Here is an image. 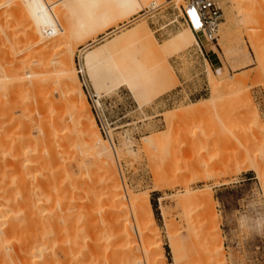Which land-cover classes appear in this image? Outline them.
Returning <instances> with one entry per match:
<instances>
[{
	"label": "rangeland",
	"instance_id": "rangeland-1",
	"mask_svg": "<svg viewBox=\"0 0 264 264\" xmlns=\"http://www.w3.org/2000/svg\"><path fill=\"white\" fill-rule=\"evenodd\" d=\"M43 1L45 8L49 6L42 12L39 8H43L40 7ZM48 1L0 0V207L2 211L5 209L0 212L5 217L3 221L0 217V229H7L0 230L3 235H0V264H12L14 260L17 264H28L33 254L37 264L42 257L38 252L35 254L32 246L37 247L43 240L40 243L44 245L46 241L43 248L46 264H92L90 247L98 239L102 242L99 241V246L112 242L107 248L124 251L122 247H130L124 245L128 240L119 239L115 243L112 238L117 230L120 234L128 227L134 231L136 221L127 204H122L123 208H129L126 214L117 198L119 208L112 202L119 188L123 195L129 192L137 200L140 218L146 221L149 220L148 200L157 232L149 226V233L142 235L145 242L142 246L145 244V252L152 247L147 257L154 258L157 264H264V1L217 0L222 19L217 40L208 51L212 65L204 61L196 44L179 52H164L159 48L152 56L131 49L143 73V84L135 94L121 86L110 66L122 63V67L132 68L134 63L130 59H112L107 63L104 61L107 57L101 56L98 61L103 60L106 68L99 67L94 81L85 66L86 52L80 54V51L108 31L99 29L88 34L87 27L81 39H77L80 29L73 26L77 21L69 18L66 9L69 5H63L64 0ZM169 2L161 1L160 9L133 23L140 14L121 23L117 21L118 25L110 31L127 23L124 31L136 25L146 26L157 43L163 45L177 33L189 29L181 22L166 26L180 15L179 8L185 7L183 0ZM88 3L91 1L86 2V11L93 6ZM40 12L44 13V19L46 12L52 14L47 15V20L54 17L57 23L50 36L53 40L56 38L52 42L57 45L54 51H49V55L54 53L51 58L67 55L68 51L62 50L64 45L73 49L72 62L87 98L88 112L106 140L113 165L103 163L95 154L97 159L93 158L89 148L91 138L78 134L74 117L71 115V120L68 117L71 107H63L66 103L63 97L61 100L58 77L55 79L57 71L52 70L57 59L50 66L48 51L41 44L40 35L46 25ZM72 21L73 25H69ZM65 23L77 30L76 36ZM107 43L94 44L87 51L105 49ZM46 65L51 70L46 71ZM78 69L83 72L81 75ZM36 71L39 77L31 78ZM48 71L54 74L49 72L52 73L49 75ZM35 80L40 84H35ZM88 91L100 98V107ZM58 101L62 104H57ZM198 102L205 105L201 107ZM88 112L84 114L86 117ZM181 112L185 114L182 116ZM85 116L82 122L88 129L91 124ZM109 197L112 204L108 202ZM31 204L35 206L31 207L32 212ZM26 210L28 213L24 214ZM111 211L122 217L110 225L106 235L99 219L104 212ZM26 215L33 216L27 219ZM26 219L36 223L27 224ZM211 223H217L216 230L211 228L215 225ZM97 227L104 229L105 235L98 234L100 238L97 234L94 236L101 231L95 232ZM8 230L13 231L8 235ZM151 230L157 233L156 237L148 235ZM217 239L221 249L215 245ZM6 244L10 245L9 251L4 249ZM21 250L26 253H23L25 257ZM141 251L142 258L145 252ZM65 252L68 258L63 256ZM100 255L98 260L102 263L104 254ZM143 259L141 262L145 264L148 259L146 256Z\"/></svg>",
	"mask_w": 264,
	"mask_h": 264
},
{
	"label": "bare ground",
	"instance_id": "bare-ground-1",
	"mask_svg": "<svg viewBox=\"0 0 264 264\" xmlns=\"http://www.w3.org/2000/svg\"><path fill=\"white\" fill-rule=\"evenodd\" d=\"M50 1V0H49ZM49 1H48V3H49ZM57 0H55L54 2H56ZM88 1H91V3H88V5L90 6V5H93L92 6V8L91 9H93V10H89V11H86L85 10V5H86V2H88ZM161 1H164V0H66V2H68L67 4H66V2H65V0H64V2H63V5H69V6H67L68 8H66L67 9V13H70L69 15H70V17L69 18H72V19H75L77 22H74V25H73V21H75V20H73L72 22H70L71 24H69V25H73L75 28H76V26L80 29V30H78L77 28V30L73 27V26H69L68 25V23H65L64 25L65 26H69V28L71 27V29H72V31H73V34L74 33H76V31H77V33H79V37H76L77 39L78 38H80L81 39V34H83L84 33V30L88 27V30H87V33L89 34V33H93V31L95 30H97V31H99V29H103L104 31H108L106 34H105V36H103L102 38H100L99 40H97V41H94V42H92L90 45H87L86 47H84L81 51H80V54H82V53H84V52H86V56H85V66H86V68H87V70H88V72H89V75H90V77L93 79V81L95 80V78H96V73H97V70L99 69V67H101L102 66V68H106V67H104V61L105 62H107V61H109V60H112V59H120L121 61H124V60H126V59H130L133 63H134V66L132 67V68H128V69H126L125 67H122V63H115V64H112V65H110L111 66V72L117 77V79H119L120 80V84H121V86H124V87H126L130 92H131V94H135V92H136V89H137V87H140L143 83L141 82V79L143 78V73L141 72V70H140V64L138 63V60L136 59V57H133L132 56V53H130V50L131 49H133V50H136V53L137 52H140V51H143L144 53H145V55H155V54H157L158 53V49L160 48V49H162V51H164V52H179V51H181V50H183L185 47H188V46H190V45H192V44H198L197 43V39H196V37H195V35H194V33L192 32V30L191 29H185V30H183V31H181V32H179V33H177L176 35H174L170 40H168V41H166L163 45H160V44H158L157 43V41L155 40V38H154V36H153V34L148 30V28L146 27V26H143V27H141V26H139V25H136V26H134V27H132L131 29H129L128 31H124V29L126 28V26L129 24V23H127V24H125V25H122V26H120V27H118V28H116L115 30H113V31H110L112 28H114L115 26H117L118 24H117V21H120V23L121 22H123V21H125V20H128L130 17H132L133 18V16H135V15H137V14H140L139 16H137L136 18H135V20L133 19V21H131L132 23L134 22V21H136V20H139L140 18H144V17H146V15H149V14H153L155 11H157L158 9H160L161 7H162V5H159V3L161 2ZM173 1H181V0H171L170 2H173ZM264 1V0H263ZM20 2V1H19ZM43 2H45V1H43ZM165 2H166V0H165ZM169 2V3H170ZM256 2V1H255ZM65 3V4H64ZM253 3H254V1H253ZM45 4H46V2L44 3V5L42 6H40V7H43L42 9L41 8H39L42 12H43V10L45 9H47V7L49 6V4H48V6H46V8H45ZM59 4V3H58ZM255 4V3H254ZM96 5V6H95ZM27 7H29V6H27ZM65 8V7H64ZM28 9V8H27ZM29 9H30V7H29ZM38 10V9H37ZM39 11V10H38ZM69 11V12H68ZM143 11H145L144 12V15L143 14H141V12H143ZM32 12V11H31ZM17 13V12H16ZM39 13V12H38ZM147 13V14H146ZM22 14V13H21ZM41 14V15H40ZM40 17L44 14V13H41L40 12ZM48 14H50V13H48V12H46V20L44 19V15L42 16V18H43V20L45 21V27H46V29L44 30V29H42L43 30V33L40 35V38L42 39V47H44V48H46L45 50H47L48 51V54L47 55H49L50 54V52H52V51H54L55 50V48H57L56 46L57 45H55L53 42L55 41V39L56 38H54V40L52 39V37L50 38V36L51 35H53V33L51 34V35H48L47 34V32L49 31V30H51V31H54V26L53 25H57V23L55 22V20H54V17H50V19H48V20H51V19H53V20H51L50 21V25L52 24V26H50L49 25V21L47 20V15ZM57 14V13H56ZM51 16H52V14H50ZM240 15V14H239ZM19 16V15H18ZM49 16V15H48ZM66 16H67V14H66ZM242 16V15H241ZM68 17H67V20H68ZM17 18V17H16ZM26 18V17H25ZM243 18H244V16H243ZM57 19V18H56ZM60 19V18H59ZM57 20L58 22H59V25L61 24L60 23V20ZM64 19V18H63ZM25 20V19H24ZM71 19H69V21H70ZM46 21H47V24H46ZM61 21H62V19H61ZM66 21V20H65ZM51 22H53V23H51ZM62 23H63V21H62ZM77 23V24H76ZM82 23L83 24H85V26H81L82 25ZM119 23V24H120ZM67 24V25H66ZM76 24V25H75ZM67 26V27H68ZM80 26V27H79ZM44 27V28H45ZM43 28V27H42ZM75 30H74V29ZM83 30V32H81L82 30ZM41 30V29H40ZM39 30V31H40ZM95 31H94V33H95ZM121 32L120 33V35H117V32ZM42 31H40V33H41ZM71 32V31H70ZM81 32V33H80ZM86 33V32H85ZM39 34V33H38ZM75 35V34H74ZM76 36V35H75ZM74 36V37H75ZM85 36V35H84ZM89 36V35H88ZM87 36V37H88ZM90 36H91V34H90ZM86 38V37H85ZM90 38V37H89ZM109 38H110V41H108L109 40ZM50 39H51V42H50ZM94 39V38H93ZM112 39V40H111ZM59 39H57V41H58ZM53 41V42H52ZM81 41V40H80ZM82 42V41H81ZM103 42H105V43H107L108 44V47H105V49L103 48V47H98V48H96L95 50H93V51H87V50H89L90 49V47L91 46H93L94 44L96 45L97 43H103ZM58 43V42H57ZM63 45V44H62ZM94 45V46H95ZM65 46L66 45H64L63 46V49L62 50H64V49H66V51H68V54L67 55H63L62 54V56H60V58H58L57 59V56L56 57H52L51 58V56L54 54H52V55H49L48 56V61H49V63L53 60L54 61V58L55 59H57V60H55V62L54 63H56L55 64V68H54V66L52 65L53 64V61L51 62V65L49 64V63H47V64H49L50 66H53L52 67V70H53V72L56 70L57 72H56V74H57V76H55V79H56V77H58V81H59V86L61 87V89H62V93H61V91L59 90V88H58V90L60 91V93L62 94V96H61V100H62V97L64 98V103H66V104H64L63 105V107L64 106H66V105H68V106H70L71 107V109L70 110H72L71 111V113H70V115L68 114V117H69V119L71 120V118H72V116L74 117V119H73V121L75 122V127L77 126V127H79V128H77L76 127V129H77V132H78V134L79 135H82L83 137H89V138H91V142H90V147L89 148H91L92 149V152H93V158L95 157L96 159H97V157L96 156H98V157H101V159L100 160H102V162L103 163H105V164H108L109 166L110 165H113V159H112V156H111V154H110V152H109V150H108V147H107V143H106V140L102 137V134L100 133V130H99V128H98V126L96 125V122H95V119H94V117H93V115L92 114H90L89 112H88V104H87V98H86V95L84 94V92L82 91V89H81V87H80V81H79V79H78V76H77V72H76V70H75V68H74V65H73V62H72V56H73V49L72 48H68V47H66L65 48ZM41 47V50L43 49L44 50V48H42ZM59 47V46H58ZM116 47V49H114ZM254 47V46H253ZM61 48V47H60ZM59 48V49H60ZM68 48V49H67ZM58 49V50H59ZM45 50H44V52H45ZM57 50V51H58ZM61 50V49H60ZM60 50H59V52H60ZM91 50V49H90ZM39 51V50H38ZM50 51V52H49ZM56 51V52H57ZM42 52V51H41ZM56 52H55V54H56ZM65 52V51H64ZM88 52V53H87ZM40 53V52H39ZM45 54V53H44ZM59 53H57L56 55H58ZM106 56L107 58H106V60H102V61H98L99 60V58L101 57V56ZM45 56V55H44ZM46 57V56H45ZM49 58H51V59H49ZM98 61V62H97ZM108 63V62H107ZM49 65H48V67H49ZM46 67H47V65H46ZM47 67V68H48ZM46 68V71L47 70H51V69H47ZM57 68V69H56ZM34 70L36 69V68H33ZM45 69V68H44ZM31 70H32V68H31ZM31 70H30V72L29 73H31ZM110 70V69H109ZM33 71V70H32ZM42 71V70H41ZM45 71V70H44ZM34 72V71H33ZM37 72L38 71H36V73H33V74H29L30 75V77L31 78H35V77H37L38 75H37ZM49 72H52V71H48V74H49ZM52 72V73H53ZM109 72V71H108ZM40 73V75L42 74V73H44V72H39ZM47 73V72H46ZM46 73H45V75H46ZM52 73H50V74H52ZM55 73V72H54ZM53 73V74H54ZM210 73V72H209ZM49 74V75H50ZM43 75V74H42ZM48 75V76H49ZM48 76H46V77H48ZM29 77V78H30ZM39 77V76H38ZM43 77H45V76H43ZM45 77V78H46ZM50 77V76H49ZM212 77V76H211ZM2 78H4V77H2ZM9 78V77H8ZM30 78V79H31ZM52 78H54V77H52ZM51 78V80H53ZM1 79V78H0ZM37 79V78H36ZM47 79V78H46ZM45 79V80H46ZM3 80V79H2ZM6 80V79H5ZM10 80V79H9ZM44 80V81H45ZM48 80V79H47ZM50 80V79H49ZM48 80V81H49ZM55 81V84H53V82H52V84L53 85H56V83L58 82V81ZM6 81H8V80H6ZM32 81V80H31ZM35 82V84L37 83V82H39V80H35L34 81ZM9 83V82H8ZM10 83H12V82H10ZM9 83V84H10ZM43 83V82H42ZM45 83V82H44ZM47 83V82H46ZM2 84V83H1ZM7 84V83H6ZM5 84V85H6ZM34 84V85H35ZM38 84V83H37ZM39 84H40V82H39ZM12 85V84H11ZM10 85V86H11ZM14 85V84H13ZM32 85V84H31ZM45 85V84H44ZM58 85V84H57ZM6 87H7V85H6ZM13 87V86H12ZM16 87H18V86H16ZM33 87V86H32ZM39 87V86H38ZM48 87V86H47ZM49 87H51V86H49ZM55 87H57V86H55ZM52 88V87H51ZM53 89H55V88H53ZM214 89V88H213ZM1 90V89H0ZM8 90V89H7ZM46 90V89H45ZM5 91H6V89H5ZM11 91V90H10ZM4 92V91H3ZM20 92V91H19ZM18 92V93H19ZM46 92H48V91H46ZM55 92V91H54ZM17 93V92H16ZM51 94V93H50ZM28 95V94H27ZM32 95V94H31ZM30 95V96H31ZM9 96V95H8ZM11 96V95H10ZM74 96H75V98H74ZM59 98V97H58ZM57 100V99H56ZM29 101V100H28ZM54 101V100H53ZM11 102V101H10ZM55 103H57V102H55ZM59 103H61V102H59L58 101V103L57 104H59ZM198 103H200V106H201V104H202V106L203 105H205V104H203V102H198ZM62 104V103H61ZM196 104V105H195ZM195 104H193L194 106H196L197 108L199 107L200 108V106H199V104H198V106H197V103H195ZM61 106V105H60ZM59 106V107H60ZM192 106V105H191ZM201 106V107H202ZM61 108V107H60ZM67 108V107H66ZM205 108V107H204ZM204 108H202L203 110H204ZM69 109V108H68ZM195 110H196V108H194ZM70 110H68V111H70ZM192 110V109H191ZM59 111V110H58ZM74 111V112H73ZM194 111V110H193ZM64 112V111H63ZM63 112H62V114H63ZM65 112H66V110H65ZM85 112H88V117H86L85 115H87ZM186 112V111H185ZM189 112V111H188ZM191 112V111H190ZM193 113V112H192ZM59 114V113H58ZM61 114V115H62ZM65 114V113H64ZM67 114V113H66ZM85 114V115H84ZM185 113L184 112H181V114L180 115H184ZM186 114H189V113H187L186 112ZM61 115L59 116L60 117V119L62 118L61 117ZM72 115V116H71ZM70 116H71V118H70ZM86 117V118H88V123H89V125L91 124V129L88 127V129H90L91 130V132L86 128V126L85 125H83V122H82V118L83 117ZM64 117V116H63ZM72 121V124L74 123ZM74 125V124H73ZM49 133V132H48ZM50 135V134H49ZM61 135V134H60ZM91 135H93L92 137H91ZM50 137V136H49ZM48 137V138H49ZM150 139H152V138H150ZM47 140V139H46ZM48 141V140H47ZM149 141V140H148ZM154 141V140H153ZM94 154L96 155V156H94ZM16 159V158H15ZM48 159H50V158H48ZM17 160V159H16ZM51 160V159H50ZM99 160V158H98V160L97 161H100ZM49 161V160H48ZM48 161H46V165H47V162ZM95 162H96V160H95ZM51 163V162H50ZM17 164V163H16ZM79 166V165H78ZM108 166V167H109ZM110 169V168H109ZM108 169V170H109ZM107 170V171H108ZM111 170V169H110ZM111 172H112V170H111ZM113 177V179H114V175L112 176ZM118 189V188H117ZM118 192H116V193H114V195L113 196H116L115 198H114V200L112 201L113 203L115 202V199L116 200H118V201H120V203L118 202V201H116L114 204L116 205L115 207H117V208H119V206H121L120 208L122 209L123 207H122V204H123V206H126V204L128 205V207H130L131 208V210H132V215H133V217L135 218V221H136V223H135V221H134V225H136V226H134L135 228H134V231L137 229V230H139V231H135V233L133 234L132 232H134V231H132V229L130 230L129 229V227H128V229H126L125 231H123V233H121L120 234V231H119V233L117 232V231H115V233L114 234H116V236L114 235L113 236V238H112V240L113 241H115V243H116V240H119V239H127L128 241H126V243L124 244V245H126V244H129L130 245V247H127L126 248V246H124V247H122V248H125L124 249V251L122 250H120V251H117V250H113V249H109V248H107V246L109 245V244H111V243H109L108 242V239L107 238H103V237H108V236H103V237H101V238H103V241H106L107 240V243L106 244H108L107 246H102V245H100L99 246V241H100V239H98V243H97V240H95V239H93V240H91V241H96V243H93L92 245H91V253L90 254H92L91 255V257L93 256V260H92V264H143L142 262V258H144L143 260H145V256H146V258L148 259H146L147 261H145V264H146V262L148 263V264H157L156 262V260L154 259V258H152L151 256H148L147 257V255L149 254V251L151 252V249L150 248H152V247H149V249H147L148 251V254H147V252H145L144 251V247L142 246V243H145L144 242V239L142 238V235H146V233L148 232V231H150V229H148L149 228V226H152L153 228H154V230H156L155 228H156V225H155V222H154V218H153V213H152V210H151V208H150V204H149V202H148V200L146 199V204H147V207H148V210H149V215H148V218L147 219H149V220H147V221H149V222H147L145 219V222H144V220H142L143 218H140L141 216H140V211H139V209H138V205H137V200H133V197H130V193L129 192H126L125 190V195H123V192L121 191V189L119 188V190H117ZM28 195V194H27ZM109 196V195H108ZM113 196H112V199H113ZM111 199V200H112ZM196 199V198H195ZM109 200H110V197H109ZM111 200L110 201H108L109 203H111L112 204V202H111ZM31 201V200H30ZM136 201V202H135ZM212 201V200H211ZM98 202V201H97ZM107 202V203H108ZM31 203V202H30ZM33 203H35V202H33ZM108 203V204H109ZM119 203V206H117V204ZM27 204H29V203H27ZM98 204V203H97ZM111 204H110V206H111ZM1 206H5V207H7L6 205H1ZM27 206H29V205H27ZM34 206V205H33ZM32 206V204L30 205V210H31V212H32V209H31V207H33ZM109 206V205H108ZM114 206V205H113ZM26 207V206H25ZM35 207V206H34ZM1 208V207H0ZM29 208V207H28ZM38 208V207H37ZM20 209H23V208H21L20 207ZM26 209V208H25ZM39 209V208H38ZM108 209V208H107ZM110 209H112L111 207H110ZM120 209V210H121ZM129 209V208H128ZM128 209H125V208H123V212H125L126 213V211L125 210H128ZM5 209L3 208V211H4ZM27 210H29V209H27ZM24 211L23 213L24 214H27L28 213V211ZM30 210H29V213H30ZM34 210V209H33ZM37 210V209H36ZM109 210V209H108ZM113 210V209H112ZM115 210V209H114ZM3 211H2V208H1V211L0 212H2L3 213ZM35 211V210H34ZM104 211V210H103ZM6 212V211H5ZM20 212V211H19ZM27 212V213H26ZM37 212H39V211H37ZM88 212V211H87ZM131 212V211H130ZM22 213V212H21ZM34 213V212H33ZM122 213V212H121ZM127 213H128V211H127ZM126 213V214H127ZM5 214V213H4ZM3 214V215H4ZM8 214V213H7ZM32 214V213H31ZM38 214V213H37ZM89 214V213H88ZM126 214H125V216H126ZM142 214V213H141ZM214 214V213H213ZM12 215V214H11ZM123 215H124V213H123ZM131 215V216H132ZM14 216H16V215H14ZM19 215H17V217H18ZM27 216V215H26ZM29 216H31V215H29ZM29 216H27L28 218L27 219H30L29 218ZM33 216V215H32ZM31 216V217H32ZM38 217H39V215H37ZM37 216H36V220H37ZM43 216V215H42ZM46 216V215H45ZM93 216V215H92ZM122 217V215H120V213L119 214H116V213H112V211L111 212H104V214L103 215H101V217H100V221H99V225H102V227H104V229H105V231H104V229H103V231L104 232H106L105 234L107 235V229L108 228H110V225L111 226H113L112 225V223L114 222V221H118L120 218L119 217ZM143 216V215H142ZM1 217V216H0ZM35 217V216H34ZM33 217V218H34ZM89 218H90V216H88ZM87 217V218H88ZM97 217V216H96ZM127 217H128V215H127ZM126 217V218H127ZM2 218V221H3V219L5 218V217H1ZM12 218V217H11ZM39 218H41V216L39 217ZM39 218H38V220L37 221H40L39 220ZM93 218V217H92ZM130 218V217H129ZM128 218V219H129ZM8 218H6V220H7ZM15 219H17L16 217H15ZM14 219V220H15ZM26 219V220H27ZM32 219V218H31ZM34 219V220H35ZM44 219V218H43ZM45 219H46V217H45ZM44 219V220H45ZM97 219V218H96ZM5 220V221H6ZM9 221H10V219H8ZM8 220H7V222H8ZM33 220V219H32ZM59 220V219H58ZM57 220V221H58ZM88 220V219H87ZM94 220V219H93ZM28 221V220H27ZM41 221H42V219H41ZM125 221V220H124ZM17 222V221H16ZM15 222V223H16ZM30 221H28L27 222V224H30V223H33V222H35L36 223V221H33V222H30ZM96 222V220L94 221V223ZM14 223V224H15ZM38 223H40V222H38ZM87 223V222H86ZM116 223V222H115ZM114 223V224H115ZM149 223V224H148ZM9 224V223H8ZM34 224V223H33ZM117 224V223H116ZM115 224V225H116ZM213 224H215L213 227L211 226V228H215L214 230H216V228H217V223H213ZM212 223H211V225H213ZM17 225V224H16ZM32 225V224H31ZM31 225H27V227H30ZM126 225V224H125ZM125 225L123 226V227H125ZM12 226V225H11ZM19 226V225H18ZM33 226V225H32ZM36 226H37V224H36ZM38 226H40V225H38ZM85 226H87L86 224H85ZM94 226V225H93ZM92 226V227H93ZM2 227V224L0 225V228ZM99 227V226H98ZM98 227H97V230H95V232L97 231V232H99L101 229L99 228L98 229ZM126 227H127V225H126ZM7 228V227H6ZM16 228V227H15ZM14 228V232L16 231V229ZM39 228H41V227H37L36 229H39ZM43 228H45V227H43ZM87 228H89V227H87ZM86 228V230H88ZM94 228H96V226L94 227ZM117 228V227H116ZM120 228V227H119ZM153 228H151V229H153ZM209 228V227H208ZM10 229H11V227H10ZM32 229H34V228H32ZM90 229V228H89ZM92 229V228H91ZM121 229V228H120ZM123 229V228H122ZM212 229V230H213ZM1 231H5V230H7V229H5V230H2V229H0ZM31 230V229H30ZM44 230H46V229H44ZM85 230V231H86ZM113 230V227H112V229H111V231ZM132 231V232H130V231ZM208 230V229H207ZM212 230L210 229V232H212ZM213 230V231H214ZM13 231V230H12ZM11 230L9 231L8 230V235H9V232L11 233L12 232ZM33 231V230H32ZM34 231H36V230H34ZM56 231V230H55ZM93 231H94V229H93ZM93 231H91V232H93ZM102 230L99 232V233H95L94 234V236H97L98 234H100L101 235V233L103 232ZM110 231V230H109ZM39 232V231H38ZM42 232H43V230H42ZM88 231H86V234H89V233H87ZM112 232H114V230L112 231ZM139 232V233H141V235L139 234V236H138V234L137 233ZM153 231L151 230V232H150V234H148V235H150V237H151V234H153L152 233ZM156 232H157V230H156ZM210 232H209V234H210ZM35 233V232H34ZM41 233V232H40ZM110 233V235H112L111 234V232H109ZM144 233V234H143ZM149 233V232H148ZM15 234H17V233H15ZM14 234V235H15ZM84 234H85V232H84ZM97 234V235H96ZM103 234V233H102ZM105 234H103V235H105ZM117 234H119L120 236H118ZM154 234H155V237L157 236L156 234L157 233H155V231H154ZM153 234V235H154ZM0 235H2V234H0ZM39 235V234H38ZM41 235V234H40ZM90 235H91V233H90ZM93 235V234H92ZM109 235V234H108ZM134 235H135V237H134ZM3 236V235H2ZM13 236V235H12ZM16 236V235H15ZM35 236V235H34ZM37 236V235H36ZM35 236V237H36ZM43 236V235H42ZM87 236V235H86ZM102 236V235H101ZM141 236V237H140ZM207 236V235H206ZM29 237H31V236H29ZM41 237V236H40ZM39 237V238H40ZM44 237V236H43ZM89 237V236H88ZM87 237V239L86 240H89V238ZM93 237V236H92ZM92 237H90L91 239H92ZM98 237H99V235H98ZM143 237H145V239H146V236H143ZM149 237V236H148ZM150 237H149V239H150ZM153 237V236H152ZM1 238V237H0ZM28 238V237H27ZM38 238V237H37ZM37 238H36V240H37ZM95 238V237H94ZM100 238V237H99ZM26 239V238H25ZM24 239V240H25ZM31 239H33V238H31ZM41 239V238H40ZM104 239H106V240H104ZM155 239V238H154ZM208 239H210V236H209V238ZM207 239V241H209ZM11 240H14V241H16L15 239H11ZM28 240H29V238H28ZM27 239H26V241H28ZM34 240V239H33ZM42 240H43V238H42ZM102 240V239H101ZM151 241L153 240V239H150ZM25 241V243H27ZM44 241V240H43ZM43 241H40V242H42L43 243ZM94 241V242H95ZM110 241H111V239H110ZM123 242H124V240H122ZM150 241V242H151ZM154 241V240H153ZM152 241V242H153ZM190 241V240H189ZM217 241V243H215V245L217 244V246H218V248H220L221 249V245L218 243V239L216 240ZM30 242V241H29ZM36 242V241H35ZM39 242V244L37 245V247L35 246V248L32 246V248H33V250H35L34 252H36L35 254H37V252L41 255V257L43 258V256L45 255L44 254V250H43V248H45V246H46V241L44 242L45 244L43 245H41V243ZM87 242H89V241H87ZM121 242V241H120ZM128 242V243H127ZM151 242V243H152ZM10 243H12V242H10ZM14 243V242H13ZM19 243V242H18ZM22 243H24V241L22 242ZM70 244H71V242H69ZM85 243V242H84ZM91 243V242H90ZM100 243L102 244V242L100 241ZM147 243V242H146ZM209 243V242H208ZM19 244H21V243H19ZM114 243H112L111 245H113ZM123 244V243H122ZM152 244H154V242L152 243ZM151 244V245H152ZM18 245V244H17ZM33 245H35V244H33ZM76 245V244H75ZM129 245H127V246H129ZM146 245H148V246H151V245H149V244H146ZM155 245V244H154ZM6 247L4 248V249H6L7 251H9L10 249H9V246L10 245H8L7 246V244L5 245ZM15 246V245H14ZM13 245H12V247H14ZM19 246H21V245H19ZM23 246V245H22ZM27 246V245H26ZM115 246V245H114ZM141 246L143 247V250L141 251ZM148 246L146 247V248H148ZM217 246H216V250H217ZM30 247H31V243H30ZM29 247V248H30ZM159 247H160V245H159ZM159 247H157V248H159ZM22 248V247H21ZM67 248V247H66ZM69 248V247H68ZM146 248H145V250H146ZM14 249V248H13ZM18 249H20V247L18 248ZM28 249V248H27ZM31 249V248H30ZM127 249V250H126ZM154 249V248H153ZM153 249H152V251H153ZM6 250H3V251H6ZM90 250V249H89ZM106 250V252H104ZM156 250V249H155ZM219 250V249H218ZM217 250V251H218ZM21 251H23V250H21ZM27 251V250H26ZM25 251V252H26ZM69 251H71V250H69ZM145 252L146 253V255L144 256V254L142 255L143 257L141 258V254H139V252ZM216 251V253H217V255L220 253V252H217ZM220 251V250H219ZM20 252V251H19ZM30 251H28V253H29ZM54 252V251H53ZM63 252H64V249H63ZM104 252V253H103ZM191 252H193V251H191ZM21 253V252H20ZM19 253V254H20ZM23 253H24V251L22 252V255H23ZM45 253H46V251H45ZM55 253V252H54ZM152 253H155V252H152ZM152 253H150L152 256H155V255H153ZM25 255H26V253H24ZM30 254V253H29ZM89 254V253H88ZM90 254H89V256H90ZM101 254V255H100ZM104 254V255H103ZM38 255V254H37ZM39 255V256H40ZM55 255H56V253H55ZM54 255V256H55ZM65 255V257L67 256V252H65L64 254H63V256ZM99 255L100 256H102L103 255V257H104V263L102 262V263H100V261L98 260L100 257H99ZM216 255V256H217ZM220 255V254H219ZM30 256V255H29ZM28 256V257H29ZM33 257H29L30 259V262L28 261V258H27V261H28V264H34V263H36L35 261V255L33 254L32 255ZM53 256V255H52ZM23 257H25L24 255H23ZM22 257V258H23ZM38 257V256H37ZM36 257V259L38 260V258H40V257H38L37 258ZM56 257V256H55ZM102 257V258H103ZM42 258H40L41 260H43V262H41V260H38V261H40L41 263H39V264H46V255L44 256V259H42ZM58 258V257H57ZM66 258H68V257H66ZM20 259V258H19ZM32 259V260H31ZM63 259V258H62ZM18 260V259H17ZM64 260L66 261V259L64 258ZM63 260V261H64ZM24 261H26V260H24ZM24 261H23V263H24ZM33 261V263H31ZM38 261H37V264H38ZM68 261V260H67ZM71 261V260H70ZM102 261V260H101ZM142 261V262H141ZM156 261V262H155ZM18 262H19V260H18ZM20 262H22V259L20 260ZM19 262V263H20ZM62 262V261H61ZM80 262V261H79ZM91 262V261H90ZM17 264V262H16V260H14V261H12V264ZM26 264H27V262H25ZM64 263H66V262H64ZM70 264H71V262H69ZM22 264V263H21ZM57 264V263H56ZM73 264V263H72ZM84 264V263H83Z\"/></svg>",
	"mask_w": 264,
	"mask_h": 264
},
{
	"label": "built area",
	"instance_id": "built-area-1",
	"mask_svg": "<svg viewBox=\"0 0 264 264\" xmlns=\"http://www.w3.org/2000/svg\"><path fill=\"white\" fill-rule=\"evenodd\" d=\"M183 1H185V7H182L183 11L179 8L180 15H177L175 19L169 22L166 26L174 24L178 25L181 22L182 25L191 29L197 39L198 44L196 47L199 49L200 55L204 61L208 62V56L205 49L208 48L209 50H212L211 45L217 40V33L222 19V10L218 5L217 0ZM144 12L145 11L141 12V14L144 15ZM149 15H146V17ZM47 34L51 35L52 31L49 30ZM82 73L83 72L78 69V74L81 75ZM88 95L92 99H96L95 103L100 107V98L91 91H88Z\"/></svg>",
	"mask_w": 264,
	"mask_h": 264
},
{
	"label": "crops",
	"instance_id": "crops-1",
	"mask_svg": "<svg viewBox=\"0 0 264 264\" xmlns=\"http://www.w3.org/2000/svg\"><path fill=\"white\" fill-rule=\"evenodd\" d=\"M206 50V52H207V56H208V62L212 65V61L209 59L210 58V55H208V51H209V49H205ZM212 53H214V52H212Z\"/></svg>",
	"mask_w": 264,
	"mask_h": 264
}]
</instances>
